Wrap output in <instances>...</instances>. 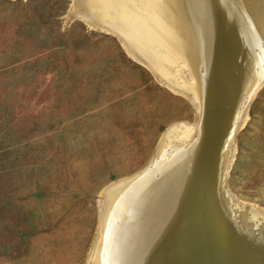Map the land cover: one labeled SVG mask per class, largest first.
<instances>
[{
	"label": "rangeland",
	"instance_id": "rangeland-1",
	"mask_svg": "<svg viewBox=\"0 0 264 264\" xmlns=\"http://www.w3.org/2000/svg\"><path fill=\"white\" fill-rule=\"evenodd\" d=\"M81 2L0 0V264H88L109 188L159 168L170 128L198 126L187 97L90 28ZM262 82L231 137L223 185L259 212Z\"/></svg>",
	"mask_w": 264,
	"mask_h": 264
},
{
	"label": "bare ground",
	"instance_id": "bare-ground-1",
	"mask_svg": "<svg viewBox=\"0 0 264 264\" xmlns=\"http://www.w3.org/2000/svg\"><path fill=\"white\" fill-rule=\"evenodd\" d=\"M81 4L97 23L88 26L116 35L162 84L187 97L197 120L211 96L216 103L203 130L215 147L196 151L198 126L175 125L159 168L109 188L88 264H264V212L236 205L223 187L233 156L228 132L244 123L248 98L264 80V0ZM202 80L206 88L216 82L214 96ZM196 154L195 161L210 160L201 163L197 184L185 186Z\"/></svg>",
	"mask_w": 264,
	"mask_h": 264
},
{
	"label": "water",
	"instance_id": "water-1",
	"mask_svg": "<svg viewBox=\"0 0 264 264\" xmlns=\"http://www.w3.org/2000/svg\"><path fill=\"white\" fill-rule=\"evenodd\" d=\"M223 16H225L226 17V20L228 21V18L230 17V16H228V14H226L225 12H224V14H222ZM219 17H221V15L219 14ZM225 32V35L227 36V37H229L228 36V34H227V31H224ZM234 64V63H233ZM202 82H203V85L202 86H204V92H209L210 93V95H211V93L213 92V90H215V86H216V82H213V84H209L210 86L208 87V88H206V85L204 84V80H202ZM213 94V96H214V93H212ZM209 99H210V97H209ZM249 99V98H248ZM214 98H213V101H212V96H211V99H210V103H209V106H203V109H204V114L202 113V118H201V114H200V118H199V122H198V127H197V129H196V138L198 137V141L196 142V144H197V146H196V151H198L199 149H200V151L201 150H204L205 152L208 150V148L210 149L211 148V146L212 147H215V145L213 144V143H215V142H213L212 143V138L210 137L211 136V134L209 135V133H207V130L206 131H203L204 130V126H206V123H207V120H208V115L210 114V115H212L211 113H214L215 114V112H216V103L214 102ZM215 103V104H214ZM202 109V110H203ZM206 109V110H205ZM245 110V109H244ZM206 114H208L207 115V119H205V117H206ZM233 129H234V126L230 129V131L228 132V138H229V136L230 137H232V135L234 134V131H233ZM197 153V152H196ZM198 154V153H197ZM197 154L195 155V158L192 156V158H191V160H190V163H189V171H186L185 172V177L182 179L183 180V185H185V186H188L189 184L187 183L188 181H189V179L191 180L190 182H191V184L190 185H192L193 186V184L194 183H196L197 184V182H198V180H199V177L196 175V174H198V173H201V163L203 162H205V163H207L210 159H208L207 158V156L206 155H204V156H202V158L201 159H198V157H197V160L195 161V159H196V156H197ZM194 159V160H193ZM158 164H160L159 163V161H155L154 162V164L152 165V167H151V165L149 166V168H147V169H145V170H143L141 173H139L135 178H133L132 179V181H136V179L139 177V176H142V174H147V172L150 170V168H151V170H154L155 171V166H158ZM205 168V167H204ZM191 170V171H190ZM197 176V177H196ZM131 182V181H130ZM195 184V185H196ZM182 185V186H183ZM192 188V187H191ZM156 195H158V194H161V190H157L156 191V193H155ZM187 202V201H186ZM187 205H188V203H186ZM185 204V205H186ZM123 240V239H122ZM117 245V244H116Z\"/></svg>",
	"mask_w": 264,
	"mask_h": 264
}]
</instances>
